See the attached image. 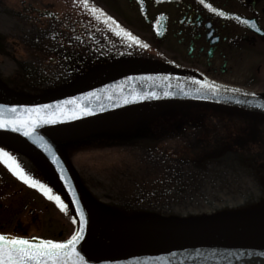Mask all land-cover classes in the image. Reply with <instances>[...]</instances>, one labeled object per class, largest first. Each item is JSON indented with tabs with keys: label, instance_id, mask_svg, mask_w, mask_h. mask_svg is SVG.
<instances>
[{
	"label": "water",
	"instance_id": "water-1",
	"mask_svg": "<svg viewBox=\"0 0 264 264\" xmlns=\"http://www.w3.org/2000/svg\"><path fill=\"white\" fill-rule=\"evenodd\" d=\"M193 78L210 82L196 72L158 60L112 66L88 84L40 99L26 100L0 84V92L11 96L0 94V105L54 104L75 97L76 104L91 109L85 115H77L73 119L37 125L36 136L42 137L50 150L42 147L33 136H25L14 129L0 128V142L19 145V150L25 147L46 164L62 189L76 222L79 218L76 200H79L87 222L85 239L77 245V250L87 264H264V224L230 230L207 228L203 234L199 232L202 229L194 227H164L145 220L110 221L101 225L92 216L107 203L86 191L87 200L96 206L95 212L92 215L89 213L79 181L61 150L67 142L84 140L108 130L118 119L142 120L147 115L179 105L207 106L264 119V107H261L264 105V95L240 88L239 92L227 91L235 87L220 85L218 95L213 96L209 89L201 88ZM118 88H122V93ZM133 91L142 95L152 91L157 94L145 95L143 100H133ZM164 91L175 95L164 96ZM88 93L95 95L89 96ZM122 95L127 96V103L121 102ZM216 116L206 109L177 108L150 118L147 123L140 125V131L121 134L111 140L106 136L96 137L83 143L70 144L66 148L71 151L83 147L133 145L151 149L187 129L218 118ZM81 181L88 190L84 181ZM51 201L74 224L67 211L62 210L54 200ZM121 227L127 230L122 233ZM111 228L112 231L109 230Z\"/></svg>",
	"mask_w": 264,
	"mask_h": 264
},
{
	"label": "rangeland",
	"instance_id": "rangeland-1",
	"mask_svg": "<svg viewBox=\"0 0 264 264\" xmlns=\"http://www.w3.org/2000/svg\"><path fill=\"white\" fill-rule=\"evenodd\" d=\"M22 1L25 0H4L2 1L3 3L0 0V4L2 3L0 5V20L4 21L0 23V31L5 29V32H9V26L17 24L18 20L22 21L23 18H16L11 11V9H21ZM28 1H32L35 7L41 8L44 11H54V13L60 17L61 11L71 10L74 6L72 1L75 0ZM88 4V8H85L84 4H76L74 6V11L76 14L81 15V12H88V9H90L92 5H95V7L101 9L105 15H107V11L113 13L111 11L112 9H109L104 0H88ZM24 6L26 7L25 4ZM88 13V16L94 17L90 12ZM113 16H115V18L117 17L119 21H123L125 18L127 20L126 16L125 18L122 15L118 16L115 14ZM73 18L75 21H73L72 25L79 26V30H76L77 33L80 32L83 34L88 27H83V25H81L80 28V19L78 17ZM131 18L132 21L129 22L127 20V22L134 27L132 24H134L133 22H135V19L133 16ZM96 21L98 20L96 19ZM44 24L47 25L46 22H44ZM44 24L42 23V27L44 31H46L47 28ZM7 29H9V31H7ZM49 32L50 35L47 32L44 34L42 43L43 50H40L41 55L39 61H37L38 63L31 62L30 66L32 71L27 72V74H30L33 78L43 83L42 91H44V94L58 92L65 88L83 83L87 77L90 78L91 75H93L92 72L95 70L91 71L93 67H100L110 60L107 57H103V59L100 57V59H102L101 61L100 59L88 61V58H86L81 61L82 65H71L64 70L63 62L67 60L68 57L61 50L58 52L55 49L57 41L52 39L54 34L51 31ZM137 32L136 37L140 38L141 41L139 43H132L137 47L135 54L138 56L136 57L159 58L162 53H159L158 49L154 51L152 49L155 47V44H157V41L153 38L150 28H148L142 20H140V27ZM112 33L116 34V31L112 30ZM14 43L17 47H21L25 44L17 40L16 37L10 38V41L6 43L4 33L0 32V51H2V54H0V65H8L7 74L13 81L11 83L22 89L25 87L24 77L29 75L17 76L19 75V71L11 61L13 56L12 51L15 45L12 51L7 47ZM145 44L148 45L147 48L144 47ZM25 45H28V43ZM118 49L121 51L120 48ZM5 50H8L6 51L7 53L9 52L8 54H10V52L12 53V56L7 60V54L4 53ZM51 51H53V54L59 55L55 56L51 54ZM30 56L32 58L35 57L30 54L21 60ZM51 57L55 59L54 62H50ZM166 57L168 58V56ZM13 59H15V56H13ZM59 59L63 61L60 65L61 68L57 65ZM41 62L44 64L45 68L42 67ZM23 64L24 62L18 63V68L20 69ZM89 66H91V70ZM36 87L41 88L39 85ZM13 92L19 93L15 90ZM226 118L227 117H225V119H210L177 134L165 143L151 149L133 145L83 147L72 149L70 151V157L88 190L97 193L100 197L94 196L95 198L107 203L98 212H112L114 217L122 216V218L146 217L153 221L159 218L168 219L173 216H190L195 218L213 216L215 213L233 217L235 220L237 218L241 219L243 217L239 216V213L232 211L239 210L240 212L244 210L246 205L250 206V204H248L250 200L258 202L261 200L264 201L263 169L261 171L251 169L247 162H242L243 165L240 164V172L235 171L236 169H232L231 167L220 165L217 170L222 172V174L230 176L228 178L231 179L232 182L229 183L228 188L219 191L213 198H208L206 195L200 197L197 192L201 194L209 190L213 193L216 192L219 183V180L213 181L216 174H204L201 172L200 176H198V169L194 164L185 165L187 163L178 158L182 156L185 151H191L190 143L194 141V139L195 141L199 139L205 142H211L210 145L212 147H209V150L212 148L216 149L220 144L223 150L229 149L231 140L228 137L224 138L222 136H227L230 128L238 123H233V121L230 122V120ZM217 120H219V124L216 122ZM225 122L228 125L225 124ZM214 123L217 124L215 125L214 133L217 134V132L220 131L219 137L222 139L219 141L220 143L214 141L210 134L207 133V130L211 131L210 127H213ZM225 127H227V129H225ZM223 129L225 131H223ZM259 143L263 144L264 142ZM187 144H189L188 148H184ZM262 148L264 151V146H262ZM209 150L206 152H209ZM193 153H195V151H193ZM205 165H208L210 169L213 164H209L207 161ZM183 171H187L188 173H182ZM244 176L249 177L251 180L243 181ZM160 181L162 182L160 183ZM201 183L202 185L199 187ZM171 186L176 187L178 192L175 194L172 193V195L168 194V188L171 189ZM2 190H4V194L8 193L0 197V203L10 206L9 213L2 218L5 233L8 232L14 235L15 232V234L17 233L19 235L24 229L26 230L24 231V236H38L62 240L68 238L73 232L74 224L63 215L60 209L47 197L39 196L25 183L15 178H7L5 184L0 188V194ZM120 194H122L123 197L119 199L114 198L113 200L110 199L112 195L120 197ZM176 198H178V200L173 201ZM128 209L139 215L128 213ZM224 209H227V212H225ZM222 211H224V213ZM174 212L178 213L174 214ZM102 215L106 216L105 214ZM260 215H262L260 212L253 211V216ZM231 224L234 223L231 222Z\"/></svg>",
	"mask_w": 264,
	"mask_h": 264
},
{
	"label": "flooded vegetation",
	"instance_id": "flooded-vegetation-1",
	"mask_svg": "<svg viewBox=\"0 0 264 264\" xmlns=\"http://www.w3.org/2000/svg\"><path fill=\"white\" fill-rule=\"evenodd\" d=\"M25 1L21 2V9H15L16 11L24 10L25 13L16 17L23 18V22H28L29 18L36 19L39 27L43 29V22L39 18L46 12L35 7L32 1ZM104 1L116 15H122L124 18L126 16L129 22L132 21V16L135 19L134 24L131 23L133 27L128 24L126 18L119 21L113 16L115 14L107 11L106 16H111L112 20L119 25V28L114 27L116 24L112 26L118 33L122 28L136 37L140 20L150 28L153 38L157 41L152 49L153 51L158 49V52L162 53L159 58L168 60V63L197 71L217 83L264 94V0ZM214 9H219V11H214ZM15 10L11 9L12 12ZM221 12L228 15L222 16ZM3 22L0 20V23ZM106 23L109 27L112 21ZM9 27L10 31L9 29L7 31L11 32L13 27ZM5 31L3 29L0 32L4 33L7 39L9 32ZM117 32L113 34L107 28L102 32V37L111 39L112 43L119 45L122 55L134 57L137 47L132 43L136 41L129 40L126 35H120ZM16 38L18 39L19 36ZM43 39L44 33L27 31L23 40H19L25 44L38 45ZM137 40L141 41L140 38ZM25 44L24 47H29ZM152 49L150 48L151 51ZM40 50H42L41 46L35 51L39 53ZM6 51L8 50L4 53L8 55L9 52ZM30 54L31 52L24 53V56L20 57L25 58ZM7 71L8 65L1 64L0 77L11 83L12 79ZM0 148L15 157L20 167L34 174L38 180L36 172L39 167L30 162L25 153L3 144H0ZM10 174L11 169L0 159V188L5 184L6 179L10 178ZM31 176L34 178L33 175ZM6 194L2 190L0 197ZM9 208L7 204L0 203V233H5L2 218L9 213ZM24 231L26 230L23 229L21 232L22 236H24Z\"/></svg>",
	"mask_w": 264,
	"mask_h": 264
},
{
	"label": "snow or ice",
	"instance_id": "snow-or-ice-1",
	"mask_svg": "<svg viewBox=\"0 0 264 264\" xmlns=\"http://www.w3.org/2000/svg\"><path fill=\"white\" fill-rule=\"evenodd\" d=\"M84 7L88 8V0H82ZM211 7V5H208ZM91 10L97 19L103 18L105 22L112 21V24H116L112 20L111 16H106L103 11L95 5L91 6ZM219 11V9H214ZM220 15H228L227 13L221 12ZM109 24V27H112ZM119 28V25L116 24ZM120 35H126L129 40L136 41L137 37L133 36L130 32H126L124 29H120ZM148 47L147 44L144 45ZM131 79V77H129ZM151 80L152 77H147ZM194 82L201 85V88H207L211 91L213 96L218 95V89L221 87L218 84L207 82V81H196ZM121 91L122 88H118ZM195 91L199 92L200 89ZM227 91L239 92L238 88L227 89ZM157 93L155 91L148 92L145 95L154 96ZM89 96L95 95V93H88ZM145 95L139 92L133 91L131 98L133 100H143ZM164 96L175 95L170 91H164ZM247 95V94H246ZM254 95V94H253ZM208 98V97H205ZM111 99V96H110ZM77 98L73 97L69 100L60 102L57 101L54 104H33V105H0V128L2 129H14L17 132H22L25 136H33L42 147L50 150V146L42 137L36 136L35 129L39 124H55L58 121H64L73 119L77 115H85L91 109L76 104ZM122 103H127V96L121 98ZM68 105H75L74 107H68ZM264 107V105H261ZM0 159L3 160L11 171L25 183L29 184L34 188H38L46 197L54 200L59 207L67 211V206L61 200L60 196L54 195L52 189L46 184L41 183L40 180L34 179L23 168L16 162L15 157L11 156L10 153L0 148ZM53 159L56 157L53 154ZM76 211L79 214L78 227L72 232L70 238L65 240L56 239H41L39 237L28 238L22 235H8L0 233V264H87L84 257L81 256L77 250V245L85 239L84 231L86 224L85 211L80 206L79 200H76ZM75 220V218H73Z\"/></svg>",
	"mask_w": 264,
	"mask_h": 264
},
{
	"label": "bare ground",
	"instance_id": "bare-ground-1",
	"mask_svg": "<svg viewBox=\"0 0 264 264\" xmlns=\"http://www.w3.org/2000/svg\"><path fill=\"white\" fill-rule=\"evenodd\" d=\"M62 13H60V17H58V15H56L54 13V11H46V13H44L43 15L40 16V20H42L43 24L44 22L47 23L44 24V26L47 28L46 31H44V29H42L41 27H39L38 25V21L36 19H33V18H29L28 22H19L20 20H18L19 23L17 24H13V28L11 30V32H9L8 36H7V43L10 41V38H15L16 36H19V39H22L23 40V37L25 36V34L27 33V31H38L39 33H44L46 34V32L50 35V32L51 31L53 34H54V37L52 38L53 40L55 39L57 41L56 45L55 46V49L59 52V50H61L67 57L68 59L65 60L64 62L59 59L58 60V67H60L61 63L63 62V68L64 70L69 68L71 65H79L81 60L82 59H86L88 58L87 60L88 61H93L95 59H100V57L103 59V57L106 58L105 55L108 56V52L105 48H101V50L103 52H96L94 54H91V53H84V50H85V46L90 50L92 51L94 48H96L97 46V43L96 41L92 40V39H89L88 36H92L96 33V28H95V25L93 24L91 27L87 28L85 30V32L80 35L81 37V40H78L77 39V36L78 33L76 30H79V26H76V25H72L73 24V16H72V13H71V10H68V11H61ZM25 13L24 10H19V11H14L13 14L15 16H18V15H23ZM92 16H95L96 18V15L93 14V12H90ZM89 15V13H88ZM16 18H19V17H16ZM21 18V17H20ZM65 18L69 19L70 21L66 20ZM97 19V18H96ZM97 20H101V19H97ZM81 25H83V27H87L85 23H80V28H81ZM23 26V27H22ZM21 28H22V31H21ZM88 35L87 37H82V36H86ZM15 45V43L13 45H9L7 46L11 51H12V48L13 46ZM37 48L36 47H24V46H21V47H17L15 45V48L14 50L12 51L13 52V56H15V59H13V56H12V53L10 52V54L7 55L6 57V60L10 58V56H12V64L17 68V70L19 71V75L17 76H25V75H29L27 77H24L25 79V86L26 88H18L17 85H13V83H10V81L4 79L3 77H0V84H6V85H3L4 87H6L7 89L11 90L12 92L15 90L19 93H16L17 95L21 96L22 98L26 99L27 100V97H29V99H32L33 97L36 96V93L35 91H39V92H44L42 91V86H43V83L39 82L36 78H33L30 74H27V72L29 71H32V68L30 66V63L31 62H36V60H39V57L41 55V53H37L35 50ZM2 51H0L1 53ZM31 52V55L32 56H35L34 58H32L31 56L24 59V60H21L23 59L22 57L18 56V55H22L24 56V53H29ZM51 54H53V51H51ZM105 54V55H104ZM55 56H58L57 54H53ZM99 57V58H98ZM100 59V61L102 60ZM54 58L51 57V61L50 62H54ZM159 61H164V59H158ZM10 61V60H9ZM23 65H21L20 69L18 68L17 64L18 63H23ZM105 62V61H103ZM166 62V61H165ZM41 65L43 68H45L44 64L41 62ZM48 65V64H47ZM61 68V67H60ZM55 69V67H54ZM57 70V69H56ZM60 71V70H59ZM58 72V70H57ZM59 74V72H58ZM57 74V75H58ZM88 78V77H87ZM10 84V85H9ZM39 85L41 88H37L36 86ZM70 89H74V87H68V88H65L64 91H67V90H70ZM62 92V91H61ZM15 93V92H14ZM22 93V94H21ZM60 93V92H58ZM56 93V94H58ZM261 94V93H259ZM264 95V94H262ZM257 127H260L257 126ZM232 130V132H234V130L232 128H230ZM188 145H185V147L188 148ZM199 150H203V151H207L209 150V147L208 145H206L203 141H200L199 142ZM212 147V146H211ZM210 147V148H211ZM190 150V149H189ZM214 151V148L210 149L209 150V154H212ZM240 151H243L245 152L246 154L249 155V157H253V153L244 148V147H237L235 145H233L230 149V152L231 153H228V151H225L223 150L222 148L220 149V155L223 159L225 160H228V161H233L235 158H236V153L240 152ZM189 151H185L184 153H188ZM191 156L194 155L192 149L191 151L189 152ZM188 153V154H189ZM248 159V158H247ZM191 161V158H188V161H186L184 159V162H190ZM199 164V163H197ZM203 166V164L199 167L201 168ZM228 208V207H227ZM233 211H236V210H233ZM111 215H113L112 213L110 212H107ZM94 217L98 218V219H102L103 216L102 215H99V214H94L93 215ZM221 216V215H220ZM211 217H216V216H202V217H190V216H186L184 218H181V219H169V222H163V223H156L158 225H163L164 227H173V228H176V227H183V226H194V229H202V231H199L200 233L203 234V232L205 231V229H207L206 227H211L212 226V222L210 219H213ZM215 219H218V223L220 225H222L224 228H221V229H225V230H230V229H234V228H231L230 226H228V221L226 220H230L231 221V218L229 219V217H222V218H215ZM243 222H247L248 221V217H243ZM118 221V220H116ZM101 225H104L106 224L107 222H102V221H98ZM134 226V225H133ZM206 226V227H205ZM132 227V226H131ZM115 229V228H114ZM110 231H112V228L109 229ZM127 230V228H124V227H121V231L122 233L125 232ZM223 230V231H225ZM226 233H228L229 231H225ZM124 236V235H123ZM94 242H97V240H93Z\"/></svg>",
	"mask_w": 264,
	"mask_h": 264
},
{
	"label": "trees",
	"instance_id": "trees-1",
	"mask_svg": "<svg viewBox=\"0 0 264 264\" xmlns=\"http://www.w3.org/2000/svg\"><path fill=\"white\" fill-rule=\"evenodd\" d=\"M186 173H188V172H186Z\"/></svg>",
	"mask_w": 264,
	"mask_h": 264
}]
</instances>
